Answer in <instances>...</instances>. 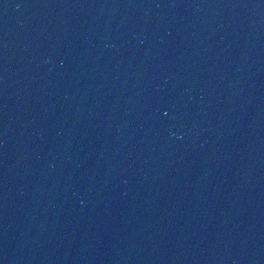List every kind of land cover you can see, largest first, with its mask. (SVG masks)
Instances as JSON below:
<instances>
[{
  "label": "water",
  "instance_id": "1",
  "mask_svg": "<svg viewBox=\"0 0 264 264\" xmlns=\"http://www.w3.org/2000/svg\"><path fill=\"white\" fill-rule=\"evenodd\" d=\"M0 264H264V0H0Z\"/></svg>",
  "mask_w": 264,
  "mask_h": 264
}]
</instances>
